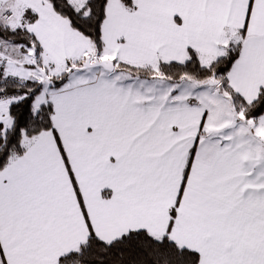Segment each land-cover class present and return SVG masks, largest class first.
<instances>
[{
    "label": "snow or ice",
    "instance_id": "6c2138e0",
    "mask_svg": "<svg viewBox=\"0 0 264 264\" xmlns=\"http://www.w3.org/2000/svg\"><path fill=\"white\" fill-rule=\"evenodd\" d=\"M0 264H264V0H0Z\"/></svg>",
    "mask_w": 264,
    "mask_h": 264
}]
</instances>
